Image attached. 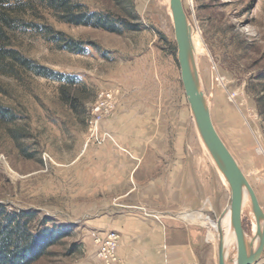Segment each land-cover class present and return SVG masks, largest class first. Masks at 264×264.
Returning a JSON list of instances; mask_svg holds the SVG:
<instances>
[{"label":"rangeland","instance_id":"1","mask_svg":"<svg viewBox=\"0 0 264 264\" xmlns=\"http://www.w3.org/2000/svg\"><path fill=\"white\" fill-rule=\"evenodd\" d=\"M77 1L130 28L69 24L40 4L23 15L84 50L62 49L35 26L12 33L15 48L71 82L0 75V107L15 116L0 118V203L34 214L33 229L45 217L64 228L33 264L106 263L95 238L109 232L118 257L122 233L97 222L125 214L165 224L170 241L184 230L203 262L219 264L214 225L230 190L186 96L170 0ZM182 1L213 124L264 211V0Z\"/></svg>","mask_w":264,"mask_h":264},{"label":"trees","instance_id":"2","mask_svg":"<svg viewBox=\"0 0 264 264\" xmlns=\"http://www.w3.org/2000/svg\"><path fill=\"white\" fill-rule=\"evenodd\" d=\"M36 4L52 10L57 17L73 25L91 26L110 32L120 33L130 28L127 21H116L111 14L89 11L77 0H0V75L20 78L24 72L37 76L71 82L62 73L36 63L12 44V33L32 26L48 35L52 42L61 44L62 49L83 52L82 41L67 38L61 31H54L47 25H36L25 21L23 15ZM23 72V73H22ZM14 114L6 107H0V118L13 121ZM34 214L27 211H9L0 203V264H33L42 258L49 247L57 244L64 236V228L56 223L48 224L45 217L36 229L31 226Z\"/></svg>","mask_w":264,"mask_h":264},{"label":"water","instance_id":"3","mask_svg":"<svg viewBox=\"0 0 264 264\" xmlns=\"http://www.w3.org/2000/svg\"><path fill=\"white\" fill-rule=\"evenodd\" d=\"M170 8L178 45V61L181 68V77L188 102L193 111L202 140L229 184L230 196L228 203L218 217V261L219 264H228L225 249V231L222 227V222L229 213L234 234L239 241V248L243 252L239 264H255L264 251V211L250 182L218 134L212 121L211 112L205 104L204 92L198 88L194 79L189 61L191 28L183 1L170 0ZM244 190L250 195L252 209L257 221V236L260 238V244L254 252L252 251L253 241H249L246 238L242 223V199Z\"/></svg>","mask_w":264,"mask_h":264},{"label":"crops","instance_id":"4","mask_svg":"<svg viewBox=\"0 0 264 264\" xmlns=\"http://www.w3.org/2000/svg\"><path fill=\"white\" fill-rule=\"evenodd\" d=\"M97 224L117 229L122 233L118 249L120 261L112 264L211 263L203 262L199 258L198 248L194 242L188 240V235L184 230L183 238L170 241L169 228L155 220L125 214L113 221L101 220ZM103 262L97 264H106Z\"/></svg>","mask_w":264,"mask_h":264},{"label":"bare ground","instance_id":"5","mask_svg":"<svg viewBox=\"0 0 264 264\" xmlns=\"http://www.w3.org/2000/svg\"><path fill=\"white\" fill-rule=\"evenodd\" d=\"M190 32H191V30H190ZM193 38H194V36H193V33L191 32L190 33V47H189V61H190V66L192 68V73H193L194 79L196 81V84H197L198 88L202 91V88L200 86V82L198 79V73H197V70H196V67L194 64V60L192 57V53H191L192 52L191 51V44L194 42ZM195 45H196V43H195ZM196 47L198 49L199 45L198 46L196 45ZM204 101H205L206 106L210 110V100L205 96V93H204ZM221 128L222 129L224 128L223 123L221 125ZM218 169H219V167H218ZM219 171H220V169H219ZM221 175L224 178L225 182L228 184V181L222 172H221ZM228 187H229V184H228ZM243 215H245L250 220V222L252 224L251 225L252 226L251 232L250 233L245 232V235L249 241H253L252 251L254 252L260 244V238L257 236V221H256V218L254 215V211L252 209L251 198H250L249 193L246 190H244L243 199H242V216ZM222 227L224 228V231H225L224 232L225 233V249H226V256H227L228 264H239V261H240V258H242L243 252L239 248V241H238L237 236L234 234V231H233V228H232V225L230 222V218H229V213H228L227 217L224 219V221L222 222ZM255 231H256V235H253L255 233ZM214 236H215V240L218 241V238H219L218 217H216V223L214 225Z\"/></svg>","mask_w":264,"mask_h":264},{"label":"built area","instance_id":"6","mask_svg":"<svg viewBox=\"0 0 264 264\" xmlns=\"http://www.w3.org/2000/svg\"><path fill=\"white\" fill-rule=\"evenodd\" d=\"M106 96L107 98H109L110 94L108 93ZM155 216L158 218V215ZM95 239L99 244L100 256H102V258L106 261V263H111L116 261L118 258L116 252L118 246L117 234L115 232H109L107 233V235H98V237H96ZM182 264H196V263L184 262Z\"/></svg>","mask_w":264,"mask_h":264}]
</instances>
